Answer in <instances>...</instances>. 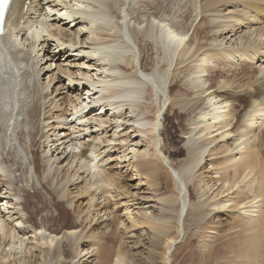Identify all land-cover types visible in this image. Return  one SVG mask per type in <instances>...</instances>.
<instances>
[{
  "label": "bare ground",
  "instance_id": "6f19581e",
  "mask_svg": "<svg viewBox=\"0 0 264 264\" xmlns=\"http://www.w3.org/2000/svg\"><path fill=\"white\" fill-rule=\"evenodd\" d=\"M189 2L173 10L169 0H14L0 35L18 82L9 91L10 76L0 72V264H51L60 255L73 260L78 251L96 256V264H112L116 253L115 264H124L131 251L120 236L140 225L165 240L163 264H172L189 209L205 206L209 214L235 221L204 252L188 247L177 264H264V28H257L264 0H204L198 12L195 0ZM143 38L160 51L154 69L153 62L152 68L145 63ZM183 45L185 55L193 50L175 61ZM9 93L17 98L15 114L5 110ZM151 97L155 107L144 104ZM173 97L180 98L178 106L191 122L181 162L174 156L182 152L170 150L163 125ZM144 143L148 148L141 150ZM203 165L212 174L204 187H194L193 193H202L193 203L185 180H193ZM14 167V178L22 172L27 185L33 169L53 201L34 211L41 192L34 180L33 195L14 185ZM122 170L133 173L135 190L121 187ZM168 175L174 178L176 216L139 224L125 206L131 225L121 222L124 234L119 226L93 225L98 217L113 216L108 206L114 197L137 198L144 185L163 197L155 196L161 203H172L162 193ZM206 191L213 192V202L204 199ZM52 209L57 217L49 214ZM141 216L149 219L146 212Z\"/></svg>",
  "mask_w": 264,
  "mask_h": 264
},
{
  "label": "rangeland",
  "instance_id": "374dc122",
  "mask_svg": "<svg viewBox=\"0 0 264 264\" xmlns=\"http://www.w3.org/2000/svg\"><path fill=\"white\" fill-rule=\"evenodd\" d=\"M182 1H184V2H182ZM169 2H170V4L172 3V5H174V7L172 6L173 10L177 9V8H179V9L180 8H184L186 6H190L191 5L190 4L191 2H189V0H187L186 2H185V0H169ZM187 3H188V5H187ZM195 3L197 4V5L196 4L195 5H196V8L198 9L197 10V12H198V11L201 10V7H202L201 5H202V3H204V0H195ZM175 6H177V7H175ZM118 7L116 8V10H113V12H114L113 16H118V13H117V12H119ZM137 10H138L137 7H136V9L132 10L133 14L130 17V18H133L132 20L134 22H135V17L137 16V12L139 11V10L138 11ZM181 13H182V11H181ZM194 19H195V17H194ZM133 21H131L132 26L135 25ZM198 21H197V24H198ZM263 22H264V20L261 19L259 24H258V26H257V28H259V27L264 28ZM203 30L204 29H200V31H203ZM191 33H192V31H191ZM191 33H190L189 37L191 36ZM140 41H142L141 44H143L142 45L143 51L146 52V53L144 52V55L146 56V61H147V62L145 61V63L146 64L148 63L147 64V65H149L148 67L151 66V68L153 67V63H154V67L152 68V69H154L155 66H158L157 64L161 60L160 59V53H159L160 51L158 50V47L156 48L157 45H155V47H154V45L152 43L148 42V40H146L145 38L141 39ZM145 42H146V44H145ZM144 46H146V47H144ZM184 47H185V45H183L182 46V50L179 51L181 53L178 52L177 55L175 56V58H174L175 61H177V59H183V58L186 59V57L191 54L193 49L191 48V51L189 52V55H185L184 51H189V50L187 49V47L186 48H184ZM144 48H145V50H144ZM155 50H156V53L154 52ZM147 52H149V54ZM153 54H155V55H153ZM178 54H179V56H178ZM163 56H164V53H163ZM150 58L151 59L153 58V59L151 60ZM174 64H176V63H174ZM165 66H166V64H165ZM243 68L244 69L247 68V70H248V71L244 70L245 73H246V71H247V73L249 72L248 67H242V69ZM241 71H243V70H241ZM235 72H236V74H239V71L237 69L235 70ZM240 74H241V72H240ZM151 98H153V97H151ZM179 99H180L179 97H175V98L173 97V99L171 100L172 101V105H171L170 110L168 109L169 105H168V108L167 107L165 108L164 116L166 117L167 121H165V119H164V123H163L164 128H166L168 130L170 138H171L172 145L169 146L170 150H172V151L179 150L180 152H182L181 155L174 156V159H176V162H181V161H183L185 159L186 153H188V150H189L188 149L189 145H187V144L189 143V141L191 139L189 134H187V132H189V130L191 128L190 117L187 120V117H186V114H185L186 111L182 110V108H180L178 106ZM152 100L150 99V102L145 101L144 104L147 105V106L155 107L156 104L154 103V98ZM193 101L195 102L196 99L193 100ZM152 110H154V109H152ZM152 110H151V112L153 113ZM180 116H181V118H180ZM182 117H184V118H182ZM69 120H72V119L70 118ZM17 124L15 123V126L16 127L18 126L17 130H20L19 129L20 126H19V124L18 125ZM29 127H31V125ZM26 128L27 127H25L24 129L26 131H28V128L27 129ZM133 139L134 138H132V140ZM28 141L29 140H27V142ZM92 141H93L92 139H91V141L89 139V143L90 144L88 143V145H92ZM136 141H139V140L137 139ZM158 144H159V146H163V144H164V138L163 137L159 138ZM147 146L148 145H146L144 143V144H142V146H140V147H142L140 149L141 150L147 149L148 148ZM11 148H12V146H11ZM130 152H131V150L126 152L128 154V159L133 157V154L132 153L130 154ZM28 157L31 159V157L29 155H28ZM29 158H28V160H27V158H25L26 164L28 166H29V160H30ZM128 159H127V161H128ZM168 161H171V160H168ZM114 164L115 163L111 164L113 170H115L114 167L116 165V164L115 165ZM203 166H204V169L202 171L196 173V175H195L196 177L194 176L195 177V178H193L194 181L193 180H185L186 181L185 183L187 185V191H188L187 194H188V196L190 194V197L193 200L192 201L193 203H194V201H197V199H196L197 196L202 193V192L201 193L198 192L199 194H197V192L195 191L196 189H198L197 186L200 184L201 185L200 187H204L203 186L204 182L207 183L208 180H209V177L212 174V171L210 170L209 166H207V165H203ZM16 170L17 169L15 168L13 170V175H11V179H12V182L14 183V185H18V188L23 187L24 189H26L27 192H29L30 195H33L34 192H35V188L33 189V187H32V180H34L38 190L41 192L40 198H38V199H36L34 201V205H33V209H35L34 211H36L38 209L42 210V204L41 203L50 204V202L53 201L51 196L49 194H47V192L42 188V185L40 184L39 179L35 176V172H34L33 169L30 168L29 169V173L27 175L28 176V180L30 181L29 185H27L26 182H24V181H23L24 182L23 184L21 183L20 175L22 174V172H20V173L17 172V174H16L17 177H18L17 180L14 178ZM125 172H126V174L124 175L125 177L123 176L122 180H121V187L124 186L123 188H128L130 191H133V190H135L134 189L135 185L138 182H137V180L134 177L132 172L130 173V172H127L126 170H122L121 174H123ZM85 176H87V175L85 174ZM22 177H23V175H22ZM173 177H174V175H173ZM31 178H33V179H31ZM87 180H89V179L87 178ZM173 180H174V178L173 179L169 178V175H168V184H169L168 188H165V190L162 191L164 196L171 195L173 197L172 198L170 196L172 199H174V201H172V203H161L159 201V198H157V197H160V199H161L162 196H159V194H157V193H155L153 191L151 192V191L147 190L146 189L147 186L144 185V186H142V189L139 192V195H138L137 198L133 199V197H131V198L128 199V197H120V198H115L114 197L112 199V203L110 204V206H108V211L109 212H111L113 210L112 211V214L114 213L113 216L109 217V218L104 217L103 219H100V220H98V218H99L98 217L96 219V221L93 222V225H96V227H99V229L102 227L101 229H103V230H107L104 227L105 224L109 225L111 228H112V226H114V227L115 226H117V227L119 226L120 229H119L118 232L121 235L124 234V233H122L123 231H121V230H124L125 226L121 225V222L124 220V221H126L125 222L126 226H130L131 225V223L129 224V221L126 220V217L129 216V215H128V212L125 211V206L130 208V211H132L133 215H134L133 219L135 218V220L139 224L142 223V222H145V223L146 222L147 223L148 222L156 223V222H161V221H164V220L168 221L171 218V216L173 217V216L177 215V212H178V209H179V206H178V204H177V202L175 200V192H174L175 185H174ZM192 186H193V188H192ZM194 187H195V190H194L195 193H193ZM114 189L113 188L111 189V190H113L112 192L115 191ZM207 193L208 194H206L204 199L208 200V198H209L208 201L211 200L210 202H213L214 200L210 199L212 197L211 195H214L213 192H210V193L207 192ZM116 194L117 193H114V196H116ZM193 194H195V196ZM155 196H157V197H155ZM126 199L129 200V201L127 202ZM102 201L103 200L98 201V203H100ZM86 202H87L86 199H84V200L81 199L79 203H83V207H85ZM125 202H127V203H125ZM115 204L118 205V206H114ZM112 207H115V208L112 209ZM209 211H211V209H209L208 206H205V208H201L198 211H192L191 208L189 209V213H188V215L186 217L184 225H183V227H181V229L183 231V236L181 235L180 239L178 238V240H177L176 248H175V251H174V254H173V259H172L173 263L172 264H177L180 261V259H182V255L186 254L187 251L189 250L188 247H191V250L195 251L196 253L204 252L205 251V248H204L205 245L207 246V244H208V245L212 246V243L214 242V239L216 237H218V235H225V234L228 233V232H225L228 229L227 223H233L235 220L232 217L231 218L230 217L227 218L228 216L226 214H224V213H222L219 216H215L216 215L215 213L209 214ZM145 212L148 213V218L149 219L143 218L141 216V214L145 213ZM44 214H46V212L38 214L35 217L36 222L41 223V217ZM49 214H52L54 217L58 216V213L55 212L53 209L51 210V213L49 212ZM71 217H70V221L71 222H75L76 221V216L74 217V215H72ZM113 217H117L116 218L117 221H115L116 224H114ZM162 219H164V220H162ZM171 222L174 223V219H171ZM110 227L108 228L109 230H111ZM147 230L148 229H147L146 226L140 225L137 228L129 230L128 232H130V234H128L127 236H122V237L120 236V238H122V240H120V241H122V243L125 244V245L127 244L126 248H129V250L131 251V258L129 259V262H127L128 261L127 260V261H125L126 263L124 262V264H163V255L162 254L164 252V244H165L164 242H165V240L162 239L160 236H158L156 233H152V232L148 233L149 231L147 232ZM39 233L40 232L37 233L38 236H39V239H40V235L44 236V237H48V238H51V237L55 238L56 237L55 241H60L61 242V246H63L65 244L66 239L62 238L61 236L59 238V235H56V234H53V233H50V232H47V231H42L40 235H39ZM70 233H72V232H70ZM73 233H74V235H78L80 232H77V233L73 232ZM194 234L196 235V237H193ZM172 237H177V234L174 231L172 232ZM158 238H159V240H158ZM187 240H188V242H187ZM136 242L138 244L135 246L134 244ZM33 243L35 244L34 241H33ZM78 252H77V255L80 254V252L79 253ZM77 255L75 253V255H74L75 258L73 260H71L72 258H65V257H63V255H60L58 260L56 262L53 261V263H51V264H54V263L55 264H63V262H66L68 264H96L97 263L96 261H98V258L96 256L95 257H91L92 254L90 252H89V254H87L85 252H82L80 255H78V256ZM112 257L113 258H112V262L111 263L115 264V261L117 259L116 253H114Z\"/></svg>",
  "mask_w": 264,
  "mask_h": 264
},
{
  "label": "snow or ice",
  "instance_id": "6c2138e0",
  "mask_svg": "<svg viewBox=\"0 0 264 264\" xmlns=\"http://www.w3.org/2000/svg\"><path fill=\"white\" fill-rule=\"evenodd\" d=\"M8 0H0V15H2L3 9L7 6Z\"/></svg>",
  "mask_w": 264,
  "mask_h": 264
}]
</instances>
